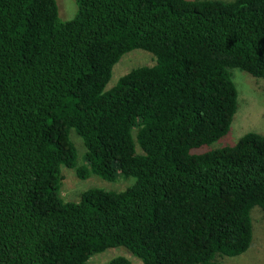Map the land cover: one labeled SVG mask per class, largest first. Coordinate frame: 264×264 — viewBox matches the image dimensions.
<instances>
[{"label": "trees", "instance_id": "16d2710c", "mask_svg": "<svg viewBox=\"0 0 264 264\" xmlns=\"http://www.w3.org/2000/svg\"><path fill=\"white\" fill-rule=\"evenodd\" d=\"M74 2L62 22L55 0H0V264H88L118 248L141 264L244 254L251 211L264 210V137L193 152L229 132L231 70L264 79V0ZM133 50L155 64L107 89ZM62 167L134 183L65 202Z\"/></svg>", "mask_w": 264, "mask_h": 264}, {"label": "rangeland", "instance_id": "374dc122", "mask_svg": "<svg viewBox=\"0 0 264 264\" xmlns=\"http://www.w3.org/2000/svg\"><path fill=\"white\" fill-rule=\"evenodd\" d=\"M58 10V17L62 22L74 18L77 6L74 0H55ZM229 2L232 0H219ZM155 64L154 57L142 50H133L124 55L112 70V77L107 85L110 89L116 84L120 77L137 67H151ZM231 79L237 92V108L232 118L228 134L217 142L204 146L193 153H205L208 151L231 147L247 133H256L264 137V79H258L238 70H231ZM70 140L77 151V164H83L85 148L82 140L74 133L69 132ZM63 181L60 187L61 198L67 202H76L81 194L91 188H98L104 191L121 192L134 183L132 178H118L110 183L96 177L90 176L87 180H80L73 170L65 167L61 168ZM252 220V241L248 250L236 257H226L219 255L217 259L221 264H264V210L255 207L251 211ZM122 257L131 264H141L134 259L123 248L109 249L103 254L92 256L88 264H108L113 258Z\"/></svg>", "mask_w": 264, "mask_h": 264}]
</instances>
